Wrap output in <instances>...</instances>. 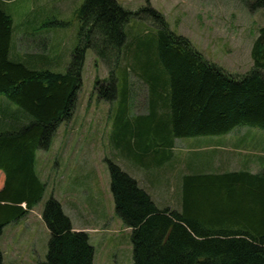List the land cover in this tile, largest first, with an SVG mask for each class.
<instances>
[{
  "label": "trees",
  "instance_id": "trees-1",
  "mask_svg": "<svg viewBox=\"0 0 264 264\" xmlns=\"http://www.w3.org/2000/svg\"><path fill=\"white\" fill-rule=\"evenodd\" d=\"M254 6L264 7V0ZM143 10L159 28L144 45L154 44L155 53L143 50L139 39L136 65L150 86V112L136 117L135 125L128 123L124 111L128 74L118 88L124 103V148L131 156L145 165L149 157L150 165L161 168L170 161L167 151L176 138L222 136L241 126L264 130V26L253 42L252 68L232 74L209 61L188 37L174 32L162 13L149 6ZM82 11L87 15L79 44L67 71L59 73L38 67L47 60L45 55L12 58L14 19L0 2V95L29 119L22 126L0 128V238L7 224L20 221L42 199L45 185L35 171L36 151L47 150L59 126L72 119L87 50L94 49L98 58L111 63L99 41L115 42L116 50L109 83L98 87L99 97H105V89L117 90L114 71L129 45L125 26L140 11L127 10L116 0H86ZM153 135L161 137V145ZM147 149L153 155H139ZM108 162L116 212L132 230L134 264H264V173L186 176L185 205L179 211L160 208L135 177ZM42 218L50 232L43 264H94L89 234L74 230L59 200L51 197L46 202Z\"/></svg>",
  "mask_w": 264,
  "mask_h": 264
},
{
  "label": "rangeland",
  "instance_id": "rangeland-1",
  "mask_svg": "<svg viewBox=\"0 0 264 264\" xmlns=\"http://www.w3.org/2000/svg\"><path fill=\"white\" fill-rule=\"evenodd\" d=\"M116 1L132 12L149 6L162 13L174 32L188 37L209 61L229 73L243 74L253 66V42L264 26V7L254 6L256 0ZM0 2L14 19L12 58L20 56L21 60H26L30 54L45 55L47 60L39 68L66 72L79 44V32L87 15V11H82L86 0ZM158 28L149 11H140L138 16L130 18L125 26L127 52L114 71L117 90L105 89V97H99L98 87L109 83L106 81L111 77L112 61L116 58V50L112 49L115 42L99 41L111 63L98 58L94 49L87 50L73 117L59 126L51 147L39 149L36 155L35 171L45 185L42 199L26 217L4 228L0 244L4 264L44 263L50 232L42 212L51 197L62 203L77 227L84 226L95 250L94 264H134L132 230L116 212L108 160L135 177L160 208L182 211L185 165L176 169L178 163L197 160L201 165L208 163L209 167H226L217 163L220 161L215 155H264V130L250 126L237 127L222 136L176 138L174 148L170 153L167 151L173 157L161 168L150 165L149 157L145 165L124 148L122 113L125 111L128 123L135 125L136 117L150 112V86L138 75L136 65L141 55L139 39L143 50L149 48L155 53L154 44L144 45L151 43L146 38L156 34ZM125 73L129 75L130 84L126 107L118 90L124 83ZM0 106L12 109L17 104L0 95ZM159 111L162 113L161 109ZM246 130L255 134L248 132L245 146L240 147V136L246 134ZM153 138L161 145L160 136L153 135ZM139 155L153 154L147 149L141 150ZM163 171L165 177L159 175ZM158 182H162V186L157 187ZM70 202L76 205L72 210Z\"/></svg>",
  "mask_w": 264,
  "mask_h": 264
},
{
  "label": "crops",
  "instance_id": "crops-1",
  "mask_svg": "<svg viewBox=\"0 0 264 264\" xmlns=\"http://www.w3.org/2000/svg\"><path fill=\"white\" fill-rule=\"evenodd\" d=\"M22 113L23 111L20 109V107H18V105L12 109L8 107L0 106V128H11V126L13 125L22 126L25 123H27L29 119L26 118L25 116H22L21 115ZM246 132H247L246 134L242 135L244 137L240 136L241 137L239 139L240 147L245 146V143L247 142L248 132L252 133L248 130H246ZM252 134H255V133H252ZM39 152L40 150L36 151V154ZM215 156L218 157L217 161H220L217 163L223 164L226 167H221V166L209 167L208 163L201 165L197 160H192L189 162V164H186L183 161L177 164L176 169H179L185 165L184 172H182L184 195H185L184 186H185L186 176H199V175H206V174L221 175V174L232 173V172L250 173L252 175H261L264 173V155H215ZM200 166H208V167L204 169H200L198 168ZM215 169H220V170L218 171ZM159 175L164 176V177L166 176L164 171L160 173ZM69 205H70V210H72L74 206H76V205H73L72 202H70ZM66 214L69 215L68 213ZM83 227H84L83 225L77 227L73 223V228L75 230H85V228ZM0 243H1V240H0Z\"/></svg>",
  "mask_w": 264,
  "mask_h": 264
}]
</instances>
